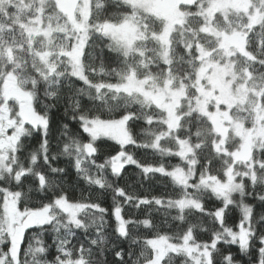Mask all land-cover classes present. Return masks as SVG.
Segmentation results:
<instances>
[{
  "label": "snow or ice",
  "instance_id": "obj_1",
  "mask_svg": "<svg viewBox=\"0 0 264 264\" xmlns=\"http://www.w3.org/2000/svg\"><path fill=\"white\" fill-rule=\"evenodd\" d=\"M172 3L0 0V264H264V0Z\"/></svg>",
  "mask_w": 264,
  "mask_h": 264
},
{
  "label": "rangeland",
  "instance_id": "obj_2",
  "mask_svg": "<svg viewBox=\"0 0 264 264\" xmlns=\"http://www.w3.org/2000/svg\"><path fill=\"white\" fill-rule=\"evenodd\" d=\"M144 4L149 5V10L163 16H174L176 9L170 0H143ZM219 79H223L222 76Z\"/></svg>",
  "mask_w": 264,
  "mask_h": 264
},
{
  "label": "trees",
  "instance_id": "obj_3",
  "mask_svg": "<svg viewBox=\"0 0 264 264\" xmlns=\"http://www.w3.org/2000/svg\"><path fill=\"white\" fill-rule=\"evenodd\" d=\"M171 2H172V0H170ZM175 161H173V163H174Z\"/></svg>",
  "mask_w": 264,
  "mask_h": 264
}]
</instances>
